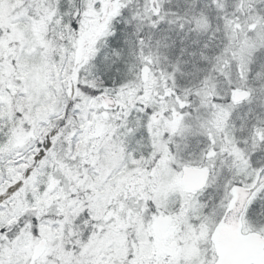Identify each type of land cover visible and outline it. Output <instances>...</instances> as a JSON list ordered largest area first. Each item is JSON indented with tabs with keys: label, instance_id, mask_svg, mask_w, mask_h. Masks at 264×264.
Wrapping results in <instances>:
<instances>
[{
	"label": "snow or ice",
	"instance_id": "obj_1",
	"mask_svg": "<svg viewBox=\"0 0 264 264\" xmlns=\"http://www.w3.org/2000/svg\"><path fill=\"white\" fill-rule=\"evenodd\" d=\"M0 264H264V0H0Z\"/></svg>",
	"mask_w": 264,
	"mask_h": 264
}]
</instances>
